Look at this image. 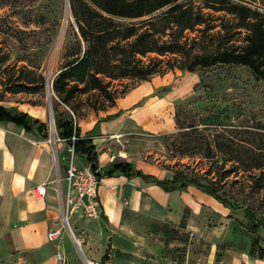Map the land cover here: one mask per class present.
Returning <instances> with one entry per match:
<instances>
[{
	"label": "rangeland",
	"instance_id": "rangeland-1",
	"mask_svg": "<svg viewBox=\"0 0 264 264\" xmlns=\"http://www.w3.org/2000/svg\"><path fill=\"white\" fill-rule=\"evenodd\" d=\"M191 1L200 7L212 3V0ZM229 1L264 12V0ZM206 11L216 17L226 15ZM72 22L68 0H0V50L10 53L9 63L39 69L47 81L52 82L60 68L62 56L72 42ZM131 22L138 21H126ZM196 35L189 34L190 37ZM2 79L0 76V94ZM123 83L128 84L129 89L117 101L114 109L118 112L117 116L124 119L121 137L114 142V148L126 152L132 160H139L143 168L136 171L146 176L165 180L171 179L175 172L183 171L202 184L214 183L220 188V195L232 202L233 208H227L234 215L235 234L241 231L251 238V241H240L239 247L251 248L253 236L243 226L242 218H245L244 209L251 207L257 219L264 220V168L233 173L221 181L217 167L230 157L218 155L207 158L205 149L214 141H223L236 154L242 153L241 160L245 165H252L256 155H260L264 161V82L247 67L218 65L200 68L194 73L174 69L145 82ZM0 102L9 110L37 108L41 120L49 128L48 144L55 151V145L49 140L54 133L57 138L59 135L56 124L54 133L52 130V101L47 90L45 98L27 93L5 94L2 99L0 96ZM144 120L146 123L142 122ZM87 123L89 121L84 125ZM69 158L68 151L63 158H58L55 153L56 177L59 175L63 179ZM76 164L83 165L79 159ZM231 165L236 163L228 162L226 167ZM61 183L65 188V182ZM71 224L83 253L78 251L63 219L62 235L57 241L65 256L63 264H86L87 257L101 264L98 253L105 249L104 253L109 254L111 247L95 246L88 232L82 233L73 221ZM161 225L163 223L156 220L132 221L130 226L134 234L126 231L118 233L114 239L119 250L114 252L113 264H212L213 260V264H221L225 247L231 246L220 233L206 242L202 238L192 237L178 225L171 226L179 230L178 238L169 240L159 231ZM259 233L260 243H264V226ZM107 234L110 236L113 232L107 230ZM126 235L130 239L125 238Z\"/></svg>",
	"mask_w": 264,
	"mask_h": 264
},
{
	"label": "trees",
	"instance_id": "trees-1",
	"mask_svg": "<svg viewBox=\"0 0 264 264\" xmlns=\"http://www.w3.org/2000/svg\"><path fill=\"white\" fill-rule=\"evenodd\" d=\"M210 2L200 7L191 0H69L73 39L54 77L51 101L59 137L72 144L71 137L76 132L77 155L86 150L91 161L96 158L91 140L81 137L78 122L90 111L100 113L115 108L129 89L124 81L145 82L174 69L194 73L200 68L235 65L247 67L264 82V12L229 0ZM206 10L225 13L228 18L216 17ZM193 33L197 35L190 37ZM10 59L9 52L0 50L1 99L5 94L21 93L45 98V75L34 67L9 63ZM0 119L15 122L28 131L37 129L48 137V125L25 113L0 106ZM205 150L207 158L230 157L217 167L221 181L233 173L264 168L260 155H256L252 165H245L242 153L236 154L223 141H214ZM228 162L236 165L227 168ZM92 168L96 171L94 165ZM117 173L141 177L167 192L194 186L233 208L230 199L222 197L220 188L214 183L202 184L183 171L175 172L170 180H158L134 171L124 162L113 164L106 176ZM244 216L246 230L253 236L250 255L263 260L264 246L257 234L264 220L257 219L251 207L244 209ZM159 231L169 240L177 239L180 234L178 229L167 224L161 225ZM108 259L105 254L101 264H106Z\"/></svg>",
	"mask_w": 264,
	"mask_h": 264
},
{
	"label": "crops",
	"instance_id": "crops-1",
	"mask_svg": "<svg viewBox=\"0 0 264 264\" xmlns=\"http://www.w3.org/2000/svg\"><path fill=\"white\" fill-rule=\"evenodd\" d=\"M0 106L9 110L2 102ZM115 108L100 113L90 111L78 122L81 137L91 140L97 154L91 161L88 151L84 150L78 155L83 164L80 166L94 165L100 175L99 198L103 212L99 220L73 215L69 221L71 228L73 221L77 229L90 234L95 246L106 245L108 249L110 246L107 264H113L114 252L119 250L114 240L118 233H133L130 224L138 219L180 227L184 222L185 232L206 242L219 233L224 235V240L231 246L225 247L221 264H264V259L250 255L249 246L239 247L240 241H251V238L238 230L235 234L231 210L201 189L189 186L186 190L167 192L141 177H127L121 173L106 176L115 163H129L134 171L143 168L139 160H132L126 152L114 148V142L121 137L124 120L123 116H117ZM17 111L41 120L35 107ZM86 121L89 123L84 125ZM142 122L146 123L145 120ZM48 139L49 131L46 138L37 129L28 131L22 125L0 119V264H59L62 247L57 244L58 240L49 241L48 235L50 231L62 228L61 192H65L66 187L56 183L53 156L56 153L58 158H63L68 144L60 142L54 151ZM68 167L69 162L64 167L63 178ZM39 185H47L43 199H38L35 194ZM242 224H247L244 217ZM107 230L113 234L109 236ZM125 238L130 239L129 235ZM104 252L102 249L98 253L101 262L107 254Z\"/></svg>",
	"mask_w": 264,
	"mask_h": 264
},
{
	"label": "built area",
	"instance_id": "built-area-1",
	"mask_svg": "<svg viewBox=\"0 0 264 264\" xmlns=\"http://www.w3.org/2000/svg\"><path fill=\"white\" fill-rule=\"evenodd\" d=\"M71 141L72 144H68L67 149L68 153H70V158L66 176L61 179L60 176L57 175L56 183H58V185H60L62 181L66 183L65 193L61 192L64 209L63 219L69 232L74 235L69 223L73 215H79L88 220H99L101 219L103 210L99 198L101 181L98 173L93 170L91 165L79 166L76 164L77 159H79L74 146L77 141L76 132H74V135L71 137ZM60 142H66V140L60 137L57 138L54 134L53 138L49 140V143L55 146ZM35 194L38 199L45 198L47 194V185H39L36 188ZM62 231L63 228L50 231L48 235L49 241H57L61 237ZM82 233H85V231H82ZM75 239L77 240L76 237ZM58 259L59 264H63L65 262L64 254H59Z\"/></svg>",
	"mask_w": 264,
	"mask_h": 264
},
{
	"label": "water",
	"instance_id": "water-1",
	"mask_svg": "<svg viewBox=\"0 0 264 264\" xmlns=\"http://www.w3.org/2000/svg\"><path fill=\"white\" fill-rule=\"evenodd\" d=\"M68 5H69V8H70V4H69V0H68ZM52 86H53V81L51 82L50 80L47 81V93H48V97L51 98V91H52ZM51 116L53 118V122L55 124V119H54V112H53V106H51ZM73 236V239H74V243L75 245L79 248V250L83 253V250H82V245L75 239L74 235Z\"/></svg>",
	"mask_w": 264,
	"mask_h": 264
},
{
	"label": "bare ground",
	"instance_id": "bare-ground-1",
	"mask_svg": "<svg viewBox=\"0 0 264 264\" xmlns=\"http://www.w3.org/2000/svg\"><path fill=\"white\" fill-rule=\"evenodd\" d=\"M52 122V130H53V133H54V131H55V126H54V122H53V120L51 121ZM55 134V133H54ZM78 251H79V249H78ZM86 264H95L92 260H90L88 257L86 258Z\"/></svg>",
	"mask_w": 264,
	"mask_h": 264
}]
</instances>
